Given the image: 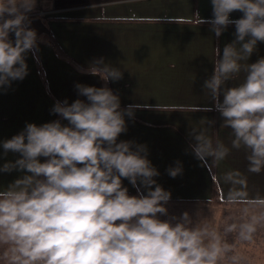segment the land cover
Here are the masks:
<instances>
[{"label": "clouds", "instance_id": "clouds-1", "mask_svg": "<svg viewBox=\"0 0 264 264\" xmlns=\"http://www.w3.org/2000/svg\"><path fill=\"white\" fill-rule=\"evenodd\" d=\"M36 4L0 0V91L29 74L26 57L40 39L29 15ZM211 5L210 19L195 15L217 38L234 25L235 39L222 50L215 47L203 88L222 126L231 129V147H243L248 170L259 173L264 170V57L248 61L264 43V0H211ZM235 11L242 16L232 20ZM80 71L99 76L105 86L77 83L78 96L85 99L55 101L51 114L59 119L26 123L0 142L5 156L19 154L0 172L21 173L0 189V259L6 264H220L230 246L206 227H189L188 212L169 217L171 192L157 183L160 173L146 145L118 141L127 131L125 117L133 118L136 107L121 108L119 95L107 87L122 79L121 70L100 58ZM241 74L238 84L227 86ZM191 137V151L200 161L219 162L229 154L204 131ZM166 171L172 178L181 175V162ZM124 179L137 195L129 194ZM255 231V223L244 224L240 238L251 240ZM238 260L231 257V264Z\"/></svg>", "mask_w": 264, "mask_h": 264}, {"label": "crops", "instance_id": "crops-1", "mask_svg": "<svg viewBox=\"0 0 264 264\" xmlns=\"http://www.w3.org/2000/svg\"><path fill=\"white\" fill-rule=\"evenodd\" d=\"M196 13L210 19L211 0H37L29 15L40 39L26 57L29 74L0 91V142L21 132L26 123L59 119L51 114L55 101L85 99L78 96L77 83L105 86L99 76L80 71L103 58L123 73L122 79L107 83L119 95L121 108L136 106L134 117H125L127 131L118 141L146 145L148 159L160 173L157 183L171 192L169 203L219 199L234 207L264 206V170H248L246 150L231 147V129L222 126L203 88L213 70L215 47L222 50L232 42L235 27L229 25L217 38ZM241 16L235 11L230 19ZM260 57L264 43L257 44L248 63ZM208 121L215 123L210 126ZM201 131L230 149L225 159L200 161L194 156L191 134ZM17 158L11 152L5 156L0 146V167ZM177 161L183 171L172 178L166 169ZM19 175L0 172V189ZM122 182L130 195H137L127 179ZM3 251L0 247V257ZM0 264L6 262L0 259Z\"/></svg>", "mask_w": 264, "mask_h": 264}, {"label": "rangeland", "instance_id": "rangeland-1", "mask_svg": "<svg viewBox=\"0 0 264 264\" xmlns=\"http://www.w3.org/2000/svg\"><path fill=\"white\" fill-rule=\"evenodd\" d=\"M40 14L45 13L41 11ZM166 207L169 217L175 216L177 219L182 213L188 212L189 227H206L210 232L217 234L222 243L230 246L231 250L220 264H231L233 256L239 258L238 264H264V206L234 207L216 199L199 203H168ZM253 222L256 231L251 240L241 239L242 225Z\"/></svg>", "mask_w": 264, "mask_h": 264}]
</instances>
